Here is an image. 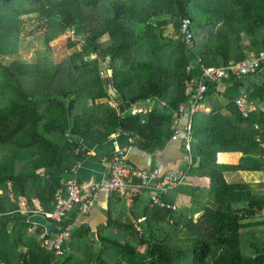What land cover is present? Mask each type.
Segmentation results:
<instances>
[{
    "label": "trees",
    "instance_id": "1",
    "mask_svg": "<svg viewBox=\"0 0 264 264\" xmlns=\"http://www.w3.org/2000/svg\"><path fill=\"white\" fill-rule=\"evenodd\" d=\"M31 15L46 28L58 24L59 34L71 28L79 40L70 46L81 37L88 44L63 67L40 58L0 60V264H264V220L252 219L264 212V191L224 176L264 172V82L244 88L235 75L223 91L207 83L203 108L192 116L183 170L208 185H178L188 205L161 209L138 192L126 215V193L124 210L113 216L117 209L109 205L106 223L94 231L43 216L61 179L87 157L79 140L100 145L112 134L127 135L151 156L171 139L172 113L189 100L185 80L202 64L224 66L264 53V0H0V59L16 50L21 17ZM184 18L192 47L180 32ZM91 53L96 56L85 59ZM100 65L111 68L119 111L97 101L108 98ZM240 93L252 106L246 116L234 104ZM135 103L151 104L144 123L131 112ZM224 152L242 156L236 164L217 163ZM35 212L50 224L48 232L33 223ZM67 226L61 255L42 245Z\"/></svg>",
    "mask_w": 264,
    "mask_h": 264
},
{
    "label": "built area",
    "instance_id": "2",
    "mask_svg": "<svg viewBox=\"0 0 264 264\" xmlns=\"http://www.w3.org/2000/svg\"><path fill=\"white\" fill-rule=\"evenodd\" d=\"M190 26L191 22L188 18L182 19L180 32L183 36V41L188 47L193 46ZM262 65H264L263 52L238 62H229L224 66L202 64L198 74L185 80L186 95L189 100L186 105H178L172 113V137H180L184 143L185 150L189 153L191 119L204 99L207 83H214L219 86L233 75L240 77L252 73L257 71ZM190 69L191 67L188 66L187 70ZM118 104L117 102H112L111 106L116 108ZM234 104L242 116H246L252 109V106L246 103L244 93H240L234 99ZM160 106L162 108L166 107L163 103H160ZM141 112V109H132V113ZM183 116H186V122L181 127L177 124ZM186 160L190 161L188 154H186ZM104 161L107 165V173L99 182L77 180L74 177L61 179L62 188L54 196L52 210L43 214L44 219L59 224L71 211L76 210L81 215L88 214L94 208L100 190L113 193L129 189V201L138 191L148 190L150 205L170 211L177 210V205L167 202L162 196L184 182L186 178L185 171L160 173L157 168L135 169L129 165L124 152L121 150L115 151L109 158H105ZM69 229L70 226L64 227L63 230L53 234L51 239H45L42 245L48 249H53L56 255H61V247L69 238Z\"/></svg>",
    "mask_w": 264,
    "mask_h": 264
},
{
    "label": "crops",
    "instance_id": "3",
    "mask_svg": "<svg viewBox=\"0 0 264 264\" xmlns=\"http://www.w3.org/2000/svg\"><path fill=\"white\" fill-rule=\"evenodd\" d=\"M91 54H95V53H91ZM102 69H99V77L102 79L103 89L104 92L108 95V98L99 99L97 101L107 102L110 106L112 102H117L120 104L118 93L113 88L111 68L102 67ZM239 79L242 85L244 86V88H250L254 84L263 83L264 68L240 76ZM224 89H225V84H220L218 86L219 91H223ZM119 104L116 108H113L112 106L111 108L114 109L115 111H119ZM150 107L151 104H149L148 106H143L140 103H135L131 107V112L132 109H141L142 110L141 113H133V114H139V116L142 119L141 122L144 123L145 118L147 117L150 111ZM202 108L203 106L199 105L198 109H202ZM204 109L208 111L207 108ZM185 122H186V116L185 117L183 116V118H181L180 121H178L177 125L182 127ZM132 141L133 139L131 137L127 135L119 136L118 134H112L109 137L108 141L100 145L90 141L79 140L78 143H81L82 146L88 150L87 157L83 161L78 163L74 169H72L71 177H74L77 180L95 181V182L101 181L106 176L107 173V165L106 162L104 161L105 158H108V156L112 155L115 151L118 150L124 152L127 162L130 163L133 167H135V169L147 170V169L157 168L160 173H163L166 171L183 170L184 165L186 163L187 164L190 163V161L186 160V155L181 150L182 146H184V143L181 140V138L178 136L175 138L171 137V139L165 144L162 150L155 152L151 156L147 153L140 151L136 146H133ZM241 156H242L241 153H225V152L217 153L215 157V161L220 164H236L238 159L241 158ZM232 173L233 174L238 173V175H242V176L245 174L244 172H240V171L228 172L227 174L224 175L225 178L227 180H237L231 177L228 179L227 176H232ZM187 180H190L197 184H199L198 182H200L202 184L199 185L203 186V188H206V185L208 184V179L197 178L188 175H186L183 184L187 183ZM138 192L140 193L142 192L141 193L142 200L146 201L149 198L148 190H141ZM126 193H129V189H126L123 192H113V193L108 192L106 190H100L97 195L95 206L88 214L81 215L80 213H78V211L75 210V211H71L66 218L70 220L71 222L70 226L72 227H80L85 224L88 225L92 231H94L98 227L106 223L107 210L109 208V205H112L111 207L113 209L114 207H116L117 209V211L114 212L112 211L113 216L116 215L118 212L124 210L122 205V198L123 196H125ZM127 195L128 196L125 201L126 215H128L127 208L129 207L131 201V200L129 201V194ZM162 197L164 198V200L167 199L171 201L169 203H173L175 205H178L177 203H181L184 200H187V202L190 201V198L188 196H185L181 193H176V189L168 191ZM117 200H119V202ZM36 210H39L38 206ZM41 216L42 215H40L38 212H35V214L32 216L33 223L43 225L45 232H48L51 229L49 228L50 224H46V222H44Z\"/></svg>",
    "mask_w": 264,
    "mask_h": 264
},
{
    "label": "rangeland",
    "instance_id": "4",
    "mask_svg": "<svg viewBox=\"0 0 264 264\" xmlns=\"http://www.w3.org/2000/svg\"><path fill=\"white\" fill-rule=\"evenodd\" d=\"M35 17L36 15L21 17V20L24 22V29L17 37L16 50L10 54L1 55L0 60L2 63L8 65H13L14 62L26 64L40 58V60H50L51 64L63 67V65L65 66L69 63V59L74 51H82L83 46L88 44V42L81 37V42H76L77 44L75 47L70 46V42L79 40L75 33L72 32L71 28H66L62 31V34H59L60 32L58 31L59 29L61 30V27H59L58 24L51 23L49 27L46 28V26L44 27V25L41 26L38 22L36 23L34 20ZM164 33L170 35L171 29L167 27ZM105 38V36L102 37V40ZM95 56V54H90L89 56H85V59H90ZM102 67L103 65H100L99 69H102ZM246 174L247 173L242 176L238 175V173H232V176L227 177L228 179L231 177L237 180L241 178L248 181L255 189L264 191V178H262L264 177V172L262 176H250ZM198 183L202 184L200 182ZM189 203L190 201L187 202V200L177 203V210H180ZM20 206L25 210L23 199H20ZM252 219L256 221L264 220V212L254 215Z\"/></svg>",
    "mask_w": 264,
    "mask_h": 264
}]
</instances>
